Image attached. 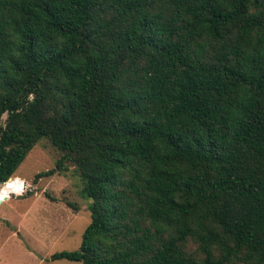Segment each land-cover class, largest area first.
Returning <instances> with one entry per match:
<instances>
[{
	"label": "trees",
	"instance_id": "1",
	"mask_svg": "<svg viewBox=\"0 0 264 264\" xmlns=\"http://www.w3.org/2000/svg\"><path fill=\"white\" fill-rule=\"evenodd\" d=\"M41 138L92 200L52 259L264 264V0H0V181Z\"/></svg>",
	"mask_w": 264,
	"mask_h": 264
},
{
	"label": "rangeland",
	"instance_id": "2",
	"mask_svg": "<svg viewBox=\"0 0 264 264\" xmlns=\"http://www.w3.org/2000/svg\"><path fill=\"white\" fill-rule=\"evenodd\" d=\"M57 157L56 147L41 138L8 181L0 183V190L16 192L0 195V264H77L51 255L79 247L92 200L82 194L73 165L46 173Z\"/></svg>",
	"mask_w": 264,
	"mask_h": 264
},
{
	"label": "water",
	"instance_id": "3",
	"mask_svg": "<svg viewBox=\"0 0 264 264\" xmlns=\"http://www.w3.org/2000/svg\"><path fill=\"white\" fill-rule=\"evenodd\" d=\"M4 181H0V183H3Z\"/></svg>",
	"mask_w": 264,
	"mask_h": 264
},
{
	"label": "bare ground",
	"instance_id": "4",
	"mask_svg": "<svg viewBox=\"0 0 264 264\" xmlns=\"http://www.w3.org/2000/svg\"><path fill=\"white\" fill-rule=\"evenodd\" d=\"M5 183V182H4Z\"/></svg>",
	"mask_w": 264,
	"mask_h": 264
}]
</instances>
